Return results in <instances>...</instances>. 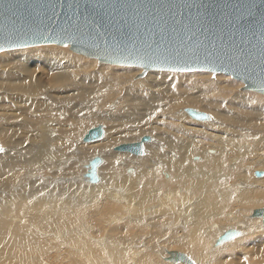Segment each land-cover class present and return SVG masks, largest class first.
<instances>
[{
  "label": "bare ground",
  "instance_id": "bare-ground-1",
  "mask_svg": "<svg viewBox=\"0 0 264 264\" xmlns=\"http://www.w3.org/2000/svg\"><path fill=\"white\" fill-rule=\"evenodd\" d=\"M0 53H2L0 54V145L4 147L0 152V199H4L3 202L0 201V248L3 245L7 246H5L6 249L14 247V241L8 240L6 237L7 234L14 237L15 229L11 227L15 226V223L7 227L6 225L10 219H14L16 214L22 213V204H16L14 201L13 203L8 202L15 198V200L18 199L19 202L21 200L27 204L28 201L29 203L34 201L32 204L35 203L33 205L35 216L39 219L40 224L38 223V225H41L42 228L39 230L37 227L38 230H35V233H38V240L43 239L44 241L39 242L37 248L31 249L29 246L32 255L39 250V254L37 253L36 256L40 255L41 261L30 263L97 264L95 262L99 260L98 264H111L109 259L106 261L105 258L98 256V253L103 248L108 250L109 247H112L115 243L112 242L113 238H120L122 239V250L120 251L122 254L120 258H116L117 264H169L167 261L163 262L160 256L159 259L157 258L158 261L153 253L152 256L150 253L142 251L146 249L144 246L148 247L144 240H139L143 238L144 233L142 237L138 231L137 234L132 235L134 237L132 240H139L135 243L141 251L132 258L126 256V252L123 253V247L129 248L124 245V237H121L123 231V234L126 233L125 230L118 235L109 231L103 237L98 238L101 233H98V237L95 236L98 230L92 229L95 225L90 223L91 218L89 219L87 216V212L90 211L87 210L95 207L94 209L104 211L102 206L105 204L99 203H102L107 197L108 201H113L106 203H112L118 207L122 205L123 213L128 214L131 219L128 220V217L124 216V219L120 218L122 221L149 227L154 242L160 236L158 227L163 232L169 233L174 240L173 243L177 244H182L181 242L185 241V239L176 241L177 236L191 235V239L187 240L189 249H194L198 245L200 247L197 251V259L190 257L195 264H245L241 259L229 258L232 256L236 258L238 250L242 251V257L256 255L255 258L257 256L264 258V216H248L249 212L264 208V175L257 176L255 174L256 171H264V143L255 145L242 143L244 139L253 138L257 133L262 135L259 141L264 140V120L253 122V119L248 118L255 110L264 109V94L245 89L243 85L241 86L243 88L240 89L231 76L218 73L213 75L209 71L183 73L151 70L141 77V70L131 66L112 65L106 69L97 67L94 60L74 53L69 45L61 47L56 44H45L24 49L3 50ZM115 69H119L121 72L116 73ZM106 99L109 103L114 100V103L111 106L109 103L106 104L103 111L108 113H102L99 111V107L102 103L107 102ZM186 106L209 110L213 116L211 117L209 114L207 119H195L186 111ZM154 112L157 113L154 114ZM180 116L203 121L204 123L201 124L203 129L193 127L191 124H195V121H190L189 124ZM93 119L105 123L102 124L105 135L100 141L86 143L93 141H84L85 135L90 129L98 126L89 128V123ZM218 124L220 127L229 124L238 127L246 124L248 129L246 132H236L233 136L232 134H219V136L216 133L208 132L209 130L218 131ZM124 125H126L125 128H123ZM137 125H144V128L141 129ZM107 127L108 131L106 132ZM144 135L152 137V140L145 144V152L149 150L151 158H157L159 161H142L141 165L144 166V170L154 168H158V172L162 170L161 174L169 177L170 182L165 183L166 177L164 176V182L159 174H151L149 179H146L132 164V160L144 159L143 155H133L129 159H125L130 153L114 150L115 147L123 143L116 145L113 148L114 152L110 151L113 141L118 143L131 139L133 141L124 143H133L139 141ZM209 135L213 137L211 138ZM176 136H179L183 143H177ZM203 137L215 141L214 146L217 149L206 145L202 150V146L205 144ZM240 142L242 147L239 145ZM246 145L250 148L244 149ZM253 148L256 151L252 152L256 156L246 158V161L251 165L242 164L243 166L239 169V174L236 177L245 183H249L248 180H250V186H241L243 189L239 192V196L234 195L233 190L236 185L230 189L226 182H222L224 180L221 178V170L214 169L217 168L215 163L224 166V157L227 158L231 151L234 153L233 149L241 152V156H250V151ZM194 153L197 154L191 158V163L182 168L188 161V156ZM207 153L213 156H207ZM95 156H102L104 159L98 167L100 181L95 184L85 183L83 179L87 171L84 165ZM229 158L234 163L239 161L234 156ZM120 159H124L123 162H120ZM198 163L210 168L211 171H217L207 172L209 180L207 179L208 181L206 180L205 183L202 182L205 181L202 180L203 175L198 172L202 176L197 177V179L199 178L197 183L202 187L205 184L204 193H199V197L197 193L198 198L195 197L196 194L193 196L197 201L194 200L196 203L193 201L195 204L190 202L191 207L185 206L183 201L175 202L174 200L175 203L170 204L165 202L167 198L181 200L184 190L185 198L183 199L190 200L191 194L188 193H192L191 189L195 187L188 191V188L185 189L180 184H178L179 188L176 187L174 194L171 193L173 190L170 188L163 192L159 207L166 208H163L161 212L150 206L139 207V190L146 186L149 187L150 190L148 194L145 193V196L152 195L154 198L159 193V187L164 184L172 185L173 182L180 183V180L192 181L193 175L189 173L190 171L196 173L195 169L199 167L195 165ZM139 164L140 162H137L138 166ZM132 166L135 169L134 172L131 171L127 174L126 168ZM250 168L251 170H248ZM198 171L201 170L198 169ZM175 175L178 176L176 180L173 178ZM250 176H252L251 179H249ZM194 179L196 178L193 177ZM224 179L227 180V174ZM118 189L126 190L117 194L116 190ZM152 190H154L153 193ZM42 193H45L43 197ZM85 193L90 197L88 205H85V200H83ZM100 194L102 200L99 201ZM122 194L124 196L121 198ZM172 196L173 198H171ZM72 199H75L74 203L70 202ZM239 199L242 201L237 205ZM124 201L129 202L131 210L127 211L128 207ZM32 204L29 206L32 207ZM235 204L239 206V209L236 208L237 211L230 210L234 208ZM67 206L69 208H66ZM181 208L185 211H181ZM148 209L150 210L147 211ZM112 211L108 212L109 218L106 216L108 220L103 216V219H106L104 227L106 225L108 227L110 222L118 220L119 215L116 217L117 214H113ZM186 211H188L187 214ZM31 212L30 215H32ZM119 212L122 213L120 210ZM51 214L57 216L48 218L45 222L52 220L54 224L68 223L70 225V230L73 231V233L70 231L71 234H75L71 236V245L63 246L59 243L62 239L61 233H58L59 236L55 234L56 232L46 235L45 228L48 223L44 224L42 221L48 215L52 217ZM101 216L99 219L102 218ZM95 220L98 223V218ZM35 221L36 219L27 222L30 231L31 227H34L30 223ZM166 221L167 229L161 227ZM179 221L182 223L181 225ZM205 222L206 225H204ZM19 226H16L17 237L22 239L24 235L19 232ZM61 226L63 224L59 227ZM50 227L49 229L52 228ZM114 227L112 225L108 229L113 230ZM25 228L27 230V227ZM103 228H101L102 232ZM233 228L241 231V234L236 236V239L234 238L236 242L238 241L237 243L234 241L235 244L238 245L253 235H261L250 239V241L246 240L244 246H242L243 244L236 245L234 250L232 248V251L229 252L227 257L229 259H226L220 253L224 252V247L234 239L224 242L225 244L220 243L218 239L225 231ZM253 229L255 231L257 229L259 233L253 231V234L245 233V235L243 233L244 236H242V231L251 232ZM105 230L107 231V229ZM142 231L144 229L139 232L142 233ZM213 232L215 234H212ZM32 234V237L37 235ZM29 235L28 237L31 236ZM55 236L58 241L55 240ZM101 239L105 240L100 241ZM239 239L241 240L239 241ZM26 240L31 243L35 241L31 237ZM38 240L36 241L38 242ZM258 241H262V244L254 247L253 244ZM22 242L24 243V241ZM249 243H252V247L249 246ZM204 244L205 252L200 254ZM152 247L151 249H156V244L154 243ZM23 248H19V250ZM25 248L24 250H26ZM0 252L3 254L0 256L2 258L6 251ZM12 252L14 253V251ZM189 253L193 254L194 252L189 251ZM232 253L235 255H231ZM31 254L29 255L31 256ZM20 255L22 254L20 253ZM100 255L103 254L100 253ZM251 258L253 257L251 256ZM7 260L9 261V259ZM2 263L4 264V262ZM179 263L172 262V264Z\"/></svg>",
  "mask_w": 264,
  "mask_h": 264
},
{
  "label": "water",
  "instance_id": "water-1",
  "mask_svg": "<svg viewBox=\"0 0 264 264\" xmlns=\"http://www.w3.org/2000/svg\"><path fill=\"white\" fill-rule=\"evenodd\" d=\"M44 44L69 45L100 64L139 67L141 77L151 70L224 73L264 94V0H0V51ZM186 111L209 118L204 111ZM104 135L98 125L84 141ZM151 140L144 135L114 150L142 156ZM103 160L95 156L85 163V183L100 181ZM253 214L264 216V208ZM240 234L229 229L218 241ZM170 254L172 261L195 264L185 253Z\"/></svg>",
  "mask_w": 264,
  "mask_h": 264
},
{
  "label": "rangeland",
  "instance_id": "rangeland-1",
  "mask_svg": "<svg viewBox=\"0 0 264 264\" xmlns=\"http://www.w3.org/2000/svg\"><path fill=\"white\" fill-rule=\"evenodd\" d=\"M45 45V44H44ZM47 45V44H46ZM48 45H50V44H48ZM38 46H40V45H38ZM60 46V45H59ZM31 47H35V46H31ZM62 47V46H61ZM26 48H29V47H26ZM21 49H24V48H21ZM0 54H2V53H0ZM1 58V57H0ZM85 58H88V57H85ZM90 59H92V58H90ZM92 60H94L95 62H96V65L95 66H97V67H101V68H110V67H112V65L111 64H107V63H102V64H100L99 63V61L97 60V59H92ZM115 66H117V65H115ZM128 67H130V66H128ZM131 67H134V66H131ZM135 68H138V69H140L141 70V72L143 71V69H141V68H139V67H135ZM116 71V73H118V72H121L119 69H115ZM166 72H171V71H166ZM174 72H176V71H174ZM191 72H195V71H191ZM196 72H201V71H196ZM183 73H190V72H183ZM218 74H224V73H218ZM225 75H227V74H225ZM227 76H230V75H227ZM232 78V77H231ZM232 80H234L235 82H237V85L240 87V89H242L243 87H244V83L243 82H241V81H239V80H236V79H234V78H232ZM243 85V87L241 88V86ZM251 91V90H250ZM106 101H107V99H106ZM109 102L107 101L106 103H102L101 105H100V107H99V111L100 112H102V113H108V112H104L103 111V108H104V106L106 105V104H108ZM113 103H114V100L113 101H111L110 103H109V105L111 106V105H113ZM183 107V106H182ZM188 107H190V108H194V109H196V110H200V111H206V113H208V114H210L211 115V117L213 116V114H212V112H210L209 110H206V109H203V108H199V107H196V106H186V108H188ZM250 110H252L253 108H249ZM155 113H157V112H154V114ZM176 114H177V112H176ZM250 117H248L249 119H253V122L254 121H260V120H264V109H262V110H255L251 115H249ZM180 117H182L184 120H186V122H190V121H195L196 123L195 124H191L193 127H195V128H197V129H203L202 127H201V124H203L204 122L203 121H198V120H194V119H192V118H190V117H185V116H180ZM214 120V119H213ZM102 124H105V123H103V122H97V119H93V120H91V122L89 123V128H92V127H94V126H96V125H102ZM127 124H130V123H127ZM190 124V123H189ZM136 126V125H135ZM139 128L141 127V129L142 128H144V125L143 126H141V125H137ZM179 126V125H178ZM126 127V125H124L123 126V128H125ZM88 128V129H89ZM247 129H248V127H247V125L245 124V125H240V126H238V127H236L235 125H231V124H229V125H225V126H223V127H220V125L218 124V131H214V130H209L208 132H210V133H216V134H223V135H229V134H232V136H233V134L234 133H236V132H246L247 131ZM108 131V127L106 128V132ZM150 135H153L152 133H150ZM211 138L213 137L212 135H209ZM220 136V135H219ZM260 136L262 137V135H259L258 133L257 134H255L254 136H253V138H250V139H244L243 141H242V143L243 144H246V143H251V145L253 144V145H255V144H258V143H264V140H262L261 142L259 141L260 139ZM177 138L175 139V141L177 142V143H183V140L181 139V138H179V136H176ZM137 139V138H136ZM203 140H204V142H205V144L202 146V150L204 149V147L206 146V145H209V147H211V148H213V147H216V146H214L215 145V141H213V140H211V139H209V138H207V137H203L202 138ZM262 139V138H261ZM189 140H191V139H189ZM98 141V140H97ZM97 141H93V142H86V143H95V142H97ZM100 141V140H99ZM130 141H133V140H125V141H121V142H118V143H116L115 141H113L112 142V149H110V151H112V152H114V150H113V148L116 146V145H118V144H120V143H124V142H130ZM194 141H196V140H194ZM239 145L242 147V144H241V142L239 143ZM0 148H4V147H2V145H0ZM250 148V146H245V148L244 149H249ZM216 149H217V147H216ZM228 150H232L231 148H227ZM235 152L233 153V151H231L230 152V154L229 155H227V158L226 157H224V159H225V161H223V162H225V164H224V166H220V165H216V163H215V167H217V168H214V169H218V170H221V173H222V176H221V178H223L222 180H224V181H222V182H226V185H227V187H229L230 189H232L233 188V186L234 185H236V186H234V190H233V194L234 195H238L239 196V192L243 189V188H241V186H244L245 187V185H249L250 186V180H248L249 181V183H245V182H243L242 180H238V179H236V177L238 176V174H239V169L243 166L242 164H244L245 166H247L249 163L246 161V158H248V157H255L256 156V154H254L252 151H256L254 148L250 151V156H241L242 155V153L241 152H239L238 150H236V149H233ZM116 152H118V151H116ZM180 154V153H179ZM197 153H194V154H192V155H189L188 157H189V159H188V161L186 162V164L182 167V168H184V167H186V166H188L190 163H191V158L194 156V155H196ZM198 154H200V153H198ZM259 154H262V153H259ZM96 155V154H95ZM200 155H202V154H200ZM131 156H133V154H129L128 156H127V158H125V159H129ZM207 156H213V155H210V154H208L207 153ZM230 156H234L235 158H238V162H236V163H234V162H232L231 161V158H229ZM264 156V155H263ZM143 157H144V159H140V161H138V159L137 160H132V164L136 167V169H137V171L138 172H141V174H143L144 175V177L146 178V179H149V175H151V174H159V175H161V177H162V180L164 179V182H165V174H161V171L160 172H158V168H154V169H146V170H144L145 168H144V166L143 165H141V162L142 161H159V159H157V158H154V157H152L151 158V156L149 155V150H146V152H145V155H143ZM233 158V157H232ZM254 159V158H253ZM123 160L124 159H120V162H123ZM107 162V161H106ZM120 162L118 161V164H120ZM137 162H140V164H139V166L137 165ZM230 163V164H229ZM251 163V162H250ZM198 165V166H197ZM201 165V166H200ZM214 165V164H213ZM233 165V166H232ZM251 164H249V166H250ZM195 166H197V167H199V168H196L195 170H197L196 171V173H194L195 171H190V173L189 174H192L193 175V177L194 178H196V179H194L193 180V177H192V181H187V182H185V181H182V180H180V183H176V182H173V184L172 185H168V184H164V185H162V186H160L159 187V193H158V195H157V197H154V198H152V195H148V196H145V193H147L148 194V192H149V187H147L146 186V188H144V189H141V190H139L138 192H139V195H140V203H139V207H145V206H150V207H154L158 212H161L162 211V209L163 208H166V207H159L160 206V204L159 203H161V201L160 200H162V197H163V192L167 189V188H170V189H172L173 191L171 192L172 194H174L175 193V191H176V187L177 188H179V186H178V184H180L183 188H188V191H189V189H191V188H193V187H195V188H193V189H191L192 190V193H188V194H191V196H190V200L189 199H187L186 201H185V199H183V198H185L184 197V195H185V193H184V191L182 192V194H183V197L181 196V200H177V199H169V198H167L166 199V204H170V203H175V202H182L183 201V203L185 204V206H190L191 205V203H193V204H195L196 203V201H197V199L196 198H198L199 197V193H204L203 191H204V186H205V184H204V186L202 187L199 183H197L198 181V179H197V177H199L200 176V173L203 175H201L203 178H202V180H205V181H202V182H207L208 180H209V178H208V176H209V172L211 171V170H209L210 168H207V167H205L204 165H202L201 163L199 164H196ZM234 166H236V167H234ZM202 168V169H201ZM198 169H200L201 171H198ZM203 169H205L206 171H204ZM208 169V170H207ZM259 169V168H258ZM134 168H133V166L132 167H130V168H126V173L128 174V173H130L131 171L132 172H134ZM248 170H251V168L250 169H248ZM261 170H263V169H261ZM204 171V172H203ZM214 171H217V170H214ZM213 170L211 171V172H214ZM171 173H173L172 171H170ZM198 172H200V173H198ZM203 172V173H202ZM208 172V173H207ZM224 172H225V175L227 174V180H225L224 179V177H225V175H224ZM199 175H198V174ZM206 173H207V175H206ZM220 173V174H221ZM197 174V175H196ZM195 175V176H194ZM165 176V177H164ZM200 176V177H201ZM206 176V178L204 179V177ZM224 176V177H223ZM190 177H191V175H190ZM169 177H166V182L165 183H168V182H170V180L168 179ZM174 180H176L177 178H178V176L177 175H175L174 177ZM252 178V176H250V178L249 179H251ZM208 179V180H207ZM207 180V181H206ZM238 180V181H237ZM172 181V180H171ZM76 182V181H75ZM75 182H73V183H75ZM238 183V184H237ZM245 183V184H244ZM223 184V183H222ZM225 185V184H224ZM222 187H223V185H222ZM236 187V188H235ZM75 189H76V187H75ZM124 190H126V189H121V191H124ZM195 192H194V191ZM119 189L118 190H116V193L117 194H119L120 192H121ZM129 192V191H128ZM154 192V190H152V193ZM187 192V191H186ZM194 192V193H193ZM197 193H198V197H197ZM45 193H42V197H43V195H44ZM196 194V195H195ZM195 195V197L196 198H194L193 196ZM13 196H14V193H13ZM124 195L122 194V196H121V198L123 197ZM66 197H68V195H66ZM99 198H98V200L100 201V200H102V198H101V194L98 196ZM41 198V197H40ZM88 198V200H86ZM89 196L87 195V193H85L84 194V198H83V200H85V205H88L89 204ZM171 198H173V196L171 197ZM37 199H39V198H37ZM113 199V198H112ZM3 200L4 199H0V201L1 202H3ZM73 200H75V199H72L70 202L71 203H74V201ZM174 200H175V202H174ZM194 200H196V201H194ZM13 201H14V203H16V204H22V207H23V210H22V213H18V214H16V216L14 217V219H15V221H14V219H10V222L6 225V227L7 226H9V225H14V223H15V226H12L11 228L12 229H15V234H14V237H13V235H10V234H7V237H6V239H11L12 241H14V247L13 248H9V249H6V245H3L2 246V248H0V251H2V250H5L6 252L4 253V258L2 257H0L1 259V261H0V263L1 264H3L2 262H4V264L6 263V261H7V263H9V264H34V263H30V262H34V261H41V259H40V255H38V257L36 256V254L38 253V251L39 250H37V252H36V254H31V249H33V248H37L38 247V243L39 242H42V241H44L43 239H41V240H38V233H35V230L37 231L38 230V228H39V230H42V228L40 227L41 225H38V223H39V219L38 218H36V216H35V211H34V208H33V205L35 204V203H33L32 204V202H34V201H32V202H30L29 203V201H28V204L27 203H23L24 201H21L20 200V202H19V200L17 199V200H15V198H14V200H10V201H8V202H12L13 203ZM88 201V202H87ZM108 201V198L106 197V200H104L102 203H99V204H105L104 206H102L103 208H104V211L103 210H101V209H98V210H100L101 211V213H100V211H99V213H98V210L97 209H94L95 207H93L92 209L90 208V209H88L87 211H90V212H87L88 213V217H89V219H90V223H93L95 226H93V228L92 229H94V230H98V231H96L97 233H96V235H95V233H93L95 236H97L98 237V235L100 234V236L98 237V238H100L101 236L103 237V236H105L106 234H107V232H109V231H112L113 232V234L114 233H117V234H115V235H118V233H120V232H122L123 230H125V232L126 233H124L123 234V232H122V236L121 237H124L123 238V242H124V245L126 246H128L129 248H127V247H123V253L124 252H126V256H128L129 258H132L135 254H137V253H141V251H140V248H138V246H137V243H135V241H139V240H144L147 244H148V247H145L144 246V248H146V249H144V250H142V251H146L147 253H150L152 256H153V254H154V257L157 259H159V256L160 257H162L161 259H163V262H165V261H167V263H169V264H172V260L170 259L171 258V254H170V252L171 251H179V252H182V253H185L186 255H188L189 257H193V258H195V259H197V251H198V249H200V247H199V245L198 246H195L196 248H194V249H189V245H188V243H187V240H189V239H191V235H181V236H177V239H176V241L178 240V239H185V241H183V242H181L182 244H177V243H173V238L171 237V235L169 234V233H166V232H163V230H161V229H159V227H158V233H160L159 235L160 236H158V238H156L155 239V242L154 241H152L153 240V236L150 234V231H149V227H142L143 225H138V223H136V224H133V223H131V222H127V221H122V219H120V218H125L126 216L128 217V220H131L130 218H129V215L127 214V215H125V213H123V209H124V207L121 205V207L119 206H116L115 204H112V203H106ZM113 200H109L108 202H112ZM195 203H194V202ZM241 199H239L238 201H237V205L238 204H240L241 203ZM125 202V204L127 205V207L128 208H126L127 209V211L128 210H131V205L129 204V202L128 201H124ZM187 202V203H186ZM191 202V203H190ZM80 203V202H79ZM78 203V204H79ZM88 203V204H87ZM26 204V205H25ZM30 204H32V207H30L31 205ZM165 204V205H166ZM188 204V205H187ZM30 205V206H29ZM156 205V206H155ZM26 206H29V207H26ZM192 206V205H191ZM190 206V207H191ZM17 208V207H16ZM33 208V209H32ZM66 208H69V206H67ZM102 208V209H103ZM116 208H119V209H116ZM239 209V206H236V204H235V206H234V208H232V209H230V210H235V211H237V209ZM28 210V211H27ZM96 210V211H95ZM113 210V211H112ZM115 210V211H114ZM119 210L120 211H122V213L121 212H119ZM150 209H148L147 211H149ZM181 211H185V210H183V208H181L180 209ZM32 211V212H31ZM110 211H112V212H114L113 214H115L116 215V217H117V221H115L114 220V222H110V224H109V226L107 227V225H106V227H104V225L106 224V219L108 220V212H110ZM168 211V210H167ZM189 211V210H188ZM188 211H186V214H187V212ZM30 212H31V214L32 215H30ZM98 213V215H97V213ZM104 212V213H103ZM29 217V219L27 220V218L28 217H25L26 215ZM94 213H95V215H94ZM127 213V212H126ZM169 213V212H168ZM158 214V213H157ZM227 214V213H226ZM250 214V215H249ZM93 217H92V216ZM96 215H97V217H96ZM102 215V216H101ZM112 215V214H111ZM227 215H229V214H227ZM254 214H253V212L252 213H248V216L249 217H251V216H253ZM35 216V217H34ZM50 216H52V217H49V215H48V217H44V219H43V223L45 224H47L46 225V228H45V230H47L46 232V235L47 234H52L53 232L56 234V235H58L59 236V234L58 233H61L60 235H61V237H62V239H60L61 241H59V243H61V244H63V246H66V245H71V243H70V239H71V236H73V235H75V234H71V232L73 233V231H71L70 229V225L68 224V223H59V225L58 224H54V222L52 221V220H50L49 222H48V220H47V222H45L46 221V219H50V218H53L54 216L56 217L57 215H50ZM100 216L102 217L101 219H99L100 218ZM103 216H105L104 218H106V219H103ZM108 218H107V217ZM114 216V215H113ZM112 216V217H113ZM123 216V217H122ZM125 216V217H124ZM247 216V217H248ZM22 219H21V218ZM34 217V218H33ZM30 218H32V219H30ZM98 218V223H97V220H95V219H97ZM115 218V217H114ZM113 218V219H114ZM183 218V217H182ZM184 218H186V217H184ZM36 219V221L35 222H32V223H30V224H32L34 227H31V231H30V228H29V224L27 223L29 220L30 221H32V220H35ZM146 219V218H145ZM145 219H144V223H145ZM159 219V218H158ZM7 221H9V219H6ZM13 220V221H12ZM17 220L19 221L18 223H17ZM26 220H27V222H26ZM77 220V219H76ZM99 220H100V222H99ZM103 221V223H102V221ZM21 221V222H20ZM40 221V222H41ZM13 222V223H12ZM51 222V223H50ZM77 222H79L78 220H77ZM116 222V223H115ZM190 223H191V221H189ZM17 223V224H16ZM113 223H115V224H113ZM157 223H158V221H157ZM179 223H180V225L182 224L180 221H179ZM210 223H212V222H210ZM23 225V226H21V225ZM40 224V223H39ZM49 224H50V226L52 227V228H54L55 229V231H54V229H53V231L51 232V233H49L50 231H51V227L49 226ZM53 224H54V226H53ZM61 224H63V226H61V227H59ZM113 225V227L114 226H116V227H114V229L112 230V229H108V228H111V226ZM166 224H167V221L166 222H164V224H163V226H161V227H164L165 229H167L166 228ZM19 226V228L18 229H20L19 230V232H22L21 234H23L24 235V237L22 238V239H19L18 237H17V232H18V230L16 229V226ZM58 225V226H57ZM98 225V227H96ZM103 225V226H102ZM204 225H206V222L204 223ZM102 226V227H101ZM138 226H139V229L141 230V229H144V231H142V233H140L139 231V229H138ZM263 226H264V223H263ZM6 227L4 228V230L6 229ZM15 227V228H14ZM21 227H23V228H21ZM25 227H27V230H26V228ZM38 227V228H37ZM48 227V228H47ZM49 227L51 228V229H49ZM99 227H101V228H103L104 229V231L102 232V229L101 228H99ZM136 227H137V229H136ZM173 227V226H172ZM36 228V229H35ZM97 228V229H96ZM101 229V230H100ZM105 229H107V231L105 230ZM3 230V231H4ZM22 230V231H21ZM27 231L26 233L27 234H25V231ZM83 230H84V227H83ZM259 230H262V229H259ZM58 231H60V232H58ZM71 231V232H70ZM137 231H138V233L139 234H141V237L143 236V238H141V239H139V240H132V238H134L132 235L134 234V233H136L137 234ZM145 231L147 232L146 234H145ZM253 231L255 232V233H259V232H257L258 230L256 229V231L253 229L251 232H246V231H242V236H244V234L246 233V234H249V233H252L253 234ZM24 232V233H23ZM30 232V233H29ZM112 232H111V234H112ZM169 232V231H168ZM32 233H34V234H37V235H35L34 237H35V239H34V237H32L33 236V234ZM99 233V234H98ZM144 233V234H143ZM244 233V234H243ZM31 236H30V235ZM70 234V235H69ZM105 234V235H104ZM121 234V233H120ZM143 234V235H142ZM212 234H215L214 232L212 233ZM245 234V235H246ZM28 235L33 239V240H35L34 241V243H31L30 241H27L26 239H28V238H30V237H28ZM151 237H150V236ZM261 234H257V235H253L251 238H248V239H245V242H246V240L247 241H250V239H252V238H254V237H256V236H260ZM64 236V237H63ZM249 236V235H248ZM15 237H17V238H15ZM26 237V238H25ZM147 237V238H146ZM241 237V236H240ZM238 238V237H237ZM95 239V238H94ZM236 239V238H235ZM235 239L233 240V242L232 241H230L229 242V244L228 245H226V247H224V249H223V251L224 252H222V253H220V255H222L223 257H225L226 259H229V258H232V259H234V260H240L241 259V261H244L245 262V264L247 263V264H255V262H256V264H264V258L262 259L261 257H259V256H257V257H259V258H255V256L256 255H249L250 256V258H249V256H244V257H246V258H244V257H242L241 256V253H242V251L241 250H238V251H236V253L237 254H239V255H235L234 253H232L231 255H235V256H237L236 258L234 257V256H232V257H229V258H227L228 257V254H229V252L230 251H232V248H233V250H234V248H235V246L236 245H238V244H235ZM18 240V241H17ZM24 241V243L22 242V241ZM36 240H38V242L36 241ZM55 240L56 241H58V238H57V236H55ZM105 239H101L100 241H104ZM121 240V241H120ZM127 240V242H125ZM241 239H239V241H240ZM21 241V242H20ZM235 241V242H234ZM243 241H244V239H243ZM18 242V243H17ZM28 244H27V243ZM65 242V243H64ZM68 242V243H67ZM112 242H115V243H113V246L112 247H109V249L107 250V249H102L101 250V252H99L98 253V256H100V257H103V258H105L106 259V261L109 259L110 261H111V264H117V262H116V258H120L121 257V250H122V248H121V242H122V239H120V238H113V241ZM180 242V241H179ZM238 242V241H237ZM236 242V243H237ZM245 242L244 243H242V241L239 243V245L240 244H243L242 246H244L245 245ZM21 243V244H20ZM149 243H151V244H149ZM154 243L156 244V249H151V248H153L152 246L154 245ZM191 243V242H190ZM233 243V244H232ZM31 244V245H30ZM66 244V245H65ZM225 244V243H224ZM231 244V245H230ZM262 244V241H258V242H255L254 244H253V246L254 247H256V246H258V245H261ZM17 245H19V246H17ZM26 245V246H25ZM234 245V246H233ZM238 245V246H239ZM6 246V247H5ZM27 246H28V249H27ZM29 246H30V248H29ZM205 244L202 246V248H201V252H199L200 254H202L203 252H205ZM231 246V247H230ZM249 246H251L252 247V243H249ZM26 249V250H24V248ZM227 247H228V249H227ZM19 248H23V249H20L19 250ZM226 248V249H225ZM240 248V247H239ZM67 249L68 250H70L68 247H67ZM134 249H135V251H134ZM28 250H29V252H28ZM35 250V251H36ZM150 250V251H149ZM12 251H14V253L12 252ZM189 251H191V253H193V254H190L189 253ZM13 253V255H12V253ZM18 252V254H16ZM22 254V255H20V253ZM26 252V253H25ZM28 252V253H27ZM100 253H102L103 255H100ZM153 253V254H152ZM7 256H6V255ZM29 254H31V256L29 255ZM39 254V253H38ZM3 254L0 252V256H2ZM11 255H12V257H11ZM26 255H28V256H26ZM18 256H19V258H18ZM21 256V257H20ZM30 256V257H29ZM240 258H239V257ZM251 256L254 258H251ZM8 257V258H7ZM14 257V258H13ZM24 257V258H23ZM29 257V258H28ZM34 257V258H33ZM9 259V261L7 260V259ZM22 260H24V261H22ZM27 258V259H26ZM246 259L247 260V262H246V260H243V259ZM260 258H261V261L259 262V260H260ZM3 259V260H2ZM6 259V260H5ZM13 259H16V260H13ZM30 261H29V260ZM157 259V260H158ZM192 259V258H191ZM26 260V261H25ZM31 260H33V261H31ZM98 260V259H97ZM263 260V261H262ZM28 261V262H27ZM159 261V260H158ZM251 261V262H250ZM254 261V262H253ZM23 262H25V263H23ZM98 262H99V260H98ZM98 262H95V263H97L98 264ZM174 262H176V261H174ZM248 262H250V263H248ZM259 262V263H258ZM262 262V263H261ZM6 263V264H7ZM128 263H129V261H128ZM179 264H183V263H179ZM184 264H187V263H184Z\"/></svg>",
  "mask_w": 264,
  "mask_h": 264
},
{
  "label": "snow or ice",
  "instance_id": "snow-or-ice-1",
  "mask_svg": "<svg viewBox=\"0 0 264 264\" xmlns=\"http://www.w3.org/2000/svg\"><path fill=\"white\" fill-rule=\"evenodd\" d=\"M3 151V148H0V152H2ZM233 239L235 238V237H232Z\"/></svg>",
  "mask_w": 264,
  "mask_h": 264
}]
</instances>
